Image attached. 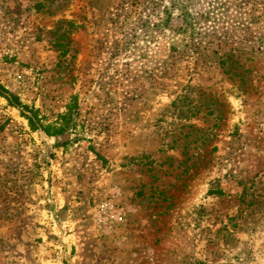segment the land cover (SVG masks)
<instances>
[{
  "label": "rangeland",
  "instance_id": "rangeland-1",
  "mask_svg": "<svg viewBox=\"0 0 264 264\" xmlns=\"http://www.w3.org/2000/svg\"><path fill=\"white\" fill-rule=\"evenodd\" d=\"M0 85V264H264V0H0Z\"/></svg>",
  "mask_w": 264,
  "mask_h": 264
},
{
  "label": "trees",
  "instance_id": "trees-1",
  "mask_svg": "<svg viewBox=\"0 0 264 264\" xmlns=\"http://www.w3.org/2000/svg\"><path fill=\"white\" fill-rule=\"evenodd\" d=\"M0 97H4L10 105H15V106L21 108V110H22L21 114L27 120V122H28V124L32 130L41 129L46 134L52 133L54 135H59L64 131L66 123H69V120L71 118V112H70V108H69V112H67L63 115H59L57 122H56V123H65L64 125H59V126L48 125L46 127H42V125H40L41 121L37 117V114H36L37 112L33 111V110H31V112L30 111L28 112L27 111V110H29L28 107L22 106L18 102V99L16 97L9 95V93L1 85H0ZM24 110L27 111L28 114L23 112Z\"/></svg>",
  "mask_w": 264,
  "mask_h": 264
}]
</instances>
